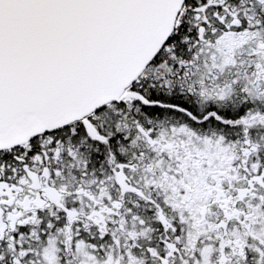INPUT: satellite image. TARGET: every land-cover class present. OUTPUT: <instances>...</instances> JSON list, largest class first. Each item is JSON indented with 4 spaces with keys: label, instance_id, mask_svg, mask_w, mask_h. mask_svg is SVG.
I'll use <instances>...</instances> for the list:
<instances>
[{
    "label": "snow or ice",
    "instance_id": "6c2138e0",
    "mask_svg": "<svg viewBox=\"0 0 264 264\" xmlns=\"http://www.w3.org/2000/svg\"><path fill=\"white\" fill-rule=\"evenodd\" d=\"M0 264H264V0H0Z\"/></svg>",
    "mask_w": 264,
    "mask_h": 264
}]
</instances>
